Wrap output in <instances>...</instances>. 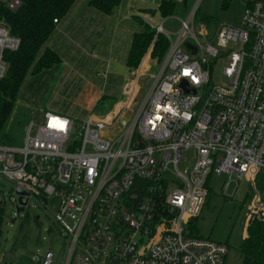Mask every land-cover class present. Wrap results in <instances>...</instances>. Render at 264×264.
Segmentation results:
<instances>
[{"label": "built area", "instance_id": "obj_1", "mask_svg": "<svg viewBox=\"0 0 264 264\" xmlns=\"http://www.w3.org/2000/svg\"><path fill=\"white\" fill-rule=\"evenodd\" d=\"M243 1L236 25L196 24L197 4L176 29L157 23L153 38L168 40L154 60L158 70L142 78L140 64L134 69L114 115L74 125L59 112L33 111L21 146L0 143V178L29 194H22L25 207L32 197L45 207L48 195L58 196L54 219L68 238L63 264L224 263L226 243L190 225L212 173L227 174L226 190L242 176L252 186L264 168V0ZM18 45L0 20V78L4 51ZM215 70L220 82L212 80ZM139 83L146 87L125 117ZM187 152L193 163L179 170ZM250 201L249 220L264 222V199ZM41 254L37 264H50L52 250Z\"/></svg>", "mask_w": 264, "mask_h": 264}, {"label": "rangeland", "instance_id": "obj_2", "mask_svg": "<svg viewBox=\"0 0 264 264\" xmlns=\"http://www.w3.org/2000/svg\"><path fill=\"white\" fill-rule=\"evenodd\" d=\"M156 3H158L157 0L154 1V6ZM195 4H197L194 16L196 24H207L204 22L207 16L212 24L222 21L236 25L240 23L245 8L243 0H231L227 7H221L219 0H186L185 7L182 2L176 1L172 15L166 18L155 15L150 18V23L154 26L157 21V23L164 21L166 28L176 29L179 26L177 18L184 17ZM46 44L45 42L44 45ZM154 60L156 59L149 55L142 59L138 69L139 76L143 78L158 70L161 62ZM117 63L122 64V61ZM100 64V62L85 64L76 56H68L64 57L62 63L44 69L38 75L28 73L19 87L15 105L1 129L0 143L21 146L25 136L24 131L33 111L39 113L51 109L55 113L64 112L74 121V125L81 123L88 115L99 118L114 115L118 104L126 101L127 93L132 88V76L137 71L132 70L131 73L124 75V72L117 70L119 74L110 73L108 76V70L105 71ZM121 67L124 69V66ZM121 67L116 66V69ZM217 73L218 71L215 70L212 80L220 82L221 78L217 76ZM126 76L127 78H124ZM145 87L143 83H139L124 113L125 117L133 111ZM103 94V99L99 100ZM119 100L121 101L115 105ZM189 157L190 152H187L186 160H181L178 164L179 170L193 163ZM257 172L252 186L249 180L242 176L236 188L235 181H232L225 190L222 186L227 178L225 173L219 175L212 173L207 182L208 194L195 220L193 233L226 243L228 252L223 264H242L237 247L243 241L249 215L253 210L251 196L264 199V168H260ZM13 188L11 181L0 178L2 229L0 264H21V262L37 264L42 251L47 248L54 253L50 264H63L67 254L68 238L64 235L62 225L54 219L59 201L56 194L47 196L48 203L45 207L37 198H30L26 210L21 212L13 223L11 239L5 238L10 225L9 219L15 215V209L12 206Z\"/></svg>", "mask_w": 264, "mask_h": 264}, {"label": "trees", "instance_id": "obj_3", "mask_svg": "<svg viewBox=\"0 0 264 264\" xmlns=\"http://www.w3.org/2000/svg\"><path fill=\"white\" fill-rule=\"evenodd\" d=\"M20 1L18 7L13 9L7 6V2L0 0V20L6 24L14 36L19 38L18 47L5 50L3 54L7 69L6 74L0 78V132L15 105L19 87L26 75L28 73L38 75L42 70L61 62L58 53L44 43L55 29V22L68 13L75 0ZM230 1L219 0V3L221 7H227ZM89 2L97 10L109 14L121 0H89ZM175 2L160 0L156 9L151 10L150 13L158 11L160 17H168L174 13ZM136 17L142 24V29L133 32L131 44L126 53L125 65L130 71L139 66L147 51L151 58L161 60L168 45V40L162 33L153 38L155 28L140 17ZM204 22L208 25L212 24L207 16ZM191 230H195V222L190 225ZM1 232L0 225V236ZM245 233L243 241L237 247L241 263L264 264V222L258 218H251L247 222Z\"/></svg>", "mask_w": 264, "mask_h": 264}, {"label": "crops", "instance_id": "obj_4", "mask_svg": "<svg viewBox=\"0 0 264 264\" xmlns=\"http://www.w3.org/2000/svg\"><path fill=\"white\" fill-rule=\"evenodd\" d=\"M154 1L121 0L111 13L106 14L93 7L89 0H75L68 13L55 22V29L46 40L47 46L58 53L61 57L60 63L63 62L64 57L76 56L85 64L100 62V66H103L105 71L108 70V76L110 73L119 74L117 70L127 75L132 72L125 65L131 36L134 31L142 29V24L136 16L153 26L150 18L159 13L158 11L150 13V11L156 9L160 0H157L156 6ZM118 61H122V64H118ZM116 66H124V69L122 67L116 69ZM103 97L104 94L99 100ZM59 113L66 115L64 112Z\"/></svg>", "mask_w": 264, "mask_h": 264}, {"label": "water", "instance_id": "obj_5", "mask_svg": "<svg viewBox=\"0 0 264 264\" xmlns=\"http://www.w3.org/2000/svg\"><path fill=\"white\" fill-rule=\"evenodd\" d=\"M21 3L20 0H10L9 3H7V6L16 9L18 7V5ZM186 0H183V5H185ZM186 46L190 47L192 49V51L195 50L194 45H191L189 42L186 43ZM182 86H184L185 89H187L190 92H193L194 89H190L187 87V83H185L184 80L181 81ZM14 193L17 194L16 200L13 201L12 200V206L15 209V215L13 217H11L9 219V227L6 231L5 234V238L6 239H11L12 237V231H13V226H14V222L16 220V218L20 215L21 212H24L26 209L25 205L27 203V198L23 199L22 194H26V196H28L29 194L27 192H25L23 189H21L19 186H15L13 189ZM45 201V199H44ZM0 204H1V200H0Z\"/></svg>", "mask_w": 264, "mask_h": 264}]
</instances>
